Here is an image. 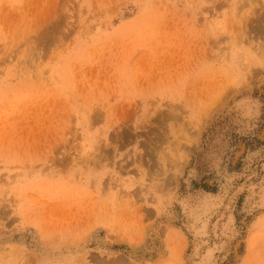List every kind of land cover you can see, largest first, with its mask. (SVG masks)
Wrapping results in <instances>:
<instances>
[{"label":"rangeland","instance_id":"rangeland-1","mask_svg":"<svg viewBox=\"0 0 264 264\" xmlns=\"http://www.w3.org/2000/svg\"><path fill=\"white\" fill-rule=\"evenodd\" d=\"M0 264H264V0H0Z\"/></svg>","mask_w":264,"mask_h":264}]
</instances>
